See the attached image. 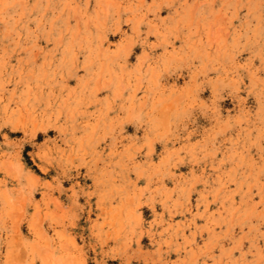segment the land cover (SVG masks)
<instances>
[{
  "label": "clouds",
  "instance_id": "1",
  "mask_svg": "<svg viewBox=\"0 0 264 264\" xmlns=\"http://www.w3.org/2000/svg\"><path fill=\"white\" fill-rule=\"evenodd\" d=\"M0 264H264V0H0Z\"/></svg>",
  "mask_w": 264,
  "mask_h": 264
}]
</instances>
